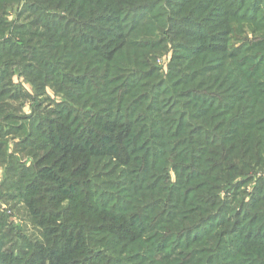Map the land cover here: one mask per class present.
<instances>
[{
	"label": "rangeland",
	"instance_id": "obj_1",
	"mask_svg": "<svg viewBox=\"0 0 264 264\" xmlns=\"http://www.w3.org/2000/svg\"><path fill=\"white\" fill-rule=\"evenodd\" d=\"M115 1L119 10L124 12L121 14L120 25L128 23V31L125 30L124 35L132 46V51L128 49L132 61L127 66L119 65L114 59L104 61L93 57L87 46L81 47L80 43L68 48L63 41H49L50 34L63 27L66 29L65 34H70L69 38H75L77 34L79 38L87 40L92 21H86L84 15H78L83 10L80 0H0V63H5L0 69V264L25 261L32 252L50 244L52 238L49 236L54 231L64 230L68 234L67 229L72 226L83 231V240L88 250V257L78 261V264H144L149 258H152V261L149 259V264H177L170 261V258L178 254V245L175 251L168 252L164 242L161 248L147 252L149 243L158 240L157 235H164L161 228L166 226L172 232L173 225L177 222L176 205L163 209L166 207L165 187L175 184V180L178 186L184 183V188H189L181 206L184 220L188 218L189 206H199L195 210L200 216L210 211L201 209V196H205V204L213 202L210 209L216 201L227 202L224 203L227 204L228 211L224 214L227 218L223 221L226 223L217 224V228L224 224L226 226L233 220L230 216L232 210L237 209L236 215H239L243 206L248 204V210H251L247 213L250 215L257 207L251 208L249 204L256 201L264 203V119L254 125L251 124L254 120L248 119L241 126L247 130L254 128L258 144L250 143L247 149L243 147L239 151L238 146L250 137L245 136L241 142L237 138V122L229 123L227 114L234 106H226L227 110L219 115H215V110H209L210 108L202 109V114H199L195 108L204 107L203 103H195L192 107L193 100H200L205 104L210 101L208 106L212 107L216 104L214 100L218 98L217 95L230 91L224 83L229 84L231 80L225 79L217 66L224 63L225 57L209 61V57L205 60L194 57L193 52L186 54L184 51L188 50V46L196 44L194 38L199 32L207 31V36L213 34L207 42L223 44L225 51L239 55V60L244 54H248L249 57L244 60L254 63L257 56L264 55V1L246 0V6L251 4V8H254L255 2L256 7L252 13L247 10L244 14L246 7L240 11L241 7L231 6V3L226 4L222 0ZM133 25H140L145 29L142 32H132ZM42 43L44 45L40 48L38 44ZM39 50L43 54L41 66L37 64L36 54ZM78 52V60L74 62L66 60L65 56L59 58L62 53L75 56ZM127 53L121 51L117 56L120 60H126ZM219 56L221 53L210 55L211 59ZM49 64V68L42 67ZM260 64V72H264V64ZM245 68L249 66L246 65ZM207 70L211 73H206ZM72 76L79 79L82 86L69 83L67 79ZM208 79L214 81L206 82ZM163 84H167V87L164 88ZM196 84L198 86L192 89L191 86ZM218 84L220 87L216 89ZM109 90L111 91L107 93ZM190 97L193 100H189ZM230 98L225 96L224 101L231 104ZM117 102L115 110L112 105ZM220 108L221 105L216 110ZM174 111L176 112L173 113ZM187 114L189 117L183 122H186L185 130L189 131L188 136L191 138V152L186 143L189 138L182 139L181 135L174 133L170 139H165L164 134L154 135V131L150 129V126L158 124L162 132L170 134L173 122H177L175 115H180L179 120H182ZM195 114H199L196 118L208 115L212 122V128L204 133L206 142L201 147L193 143L202 140L203 136L195 134L207 128L192 120ZM157 116L161 119H157ZM68 120L71 121L68 123ZM104 121H128L129 127L136 128L138 137L146 139L142 146L147 147L150 152L159 146L160 141L165 142L162 149L164 151L158 156L161 161L157 159L150 163L145 174L149 184L155 179L148 189H154L159 183L161 193L164 192L162 199L157 201L159 211L156 209L147 214L139 209V203H133V198L127 195L112 207L111 200L116 191L121 187H128L131 176L141 172H136L134 164L138 154L135 151L121 160L123 164L131 157L132 167L115 165L117 161L112 157L88 158L80 166L76 161L75 167L79 169V174L73 175L72 172L69 176L77 185L76 199H46L48 196L42 188L46 183L35 177V172L48 160L49 147L41 137L45 135L42 131L52 127L61 132L73 130L71 135L76 140L87 136L95 143L104 134L99 127ZM226 128L230 129L226 132L229 137L223 139V145L229 149L222 154L211 136L213 133L222 136ZM172 144L171 154H175L168 155L166 150ZM180 156H184V160ZM202 158H207L204 166L200 165ZM190 171L192 175L187 180L178 182ZM118 174L120 183L114 180ZM207 175L215 178V181H207ZM136 176L133 175L132 178H141L144 174ZM144 181L145 179L141 180L138 189H133L137 194H140ZM103 183L107 187H102ZM226 185L230 186L231 191L226 190ZM101 188L104 191H100ZM177 189L180 190V187ZM204 191L208 193L201 195ZM121 192L123 191H119V194ZM170 196L176 195L172 192ZM30 200L34 205L44 208L48 217L57 219L56 224L51 225L54 228L52 231L39 225L42 219L31 217L28 207ZM122 200H125L124 203ZM135 212L146 214L143 217L146 225L142 231L131 228L132 222L122 223L120 220L126 216L133 218ZM52 213L54 216H51ZM218 215L219 213L214 214L212 220ZM111 218L114 219L113 224L123 226L118 231L126 230L128 233L120 235L121 239L108 248L105 242L107 238L102 236L105 234V222ZM155 219L157 222L152 224L151 221ZM244 222L245 217L240 222H235L234 226ZM188 223L183 222L184 225ZM113 224H109V227ZM156 229L157 233L153 235ZM196 230L193 232L198 235L201 231ZM240 231L256 236L249 239V243H243L240 264H256L258 260H264V220L261 223L257 221L251 225L245 224ZM129 234L134 236L131 242L141 240L135 243H140L139 247H132V244L120 246L121 241ZM181 237L182 235L178 236ZM226 248L227 246L224 249ZM191 250L194 255L198 254V258L208 256L211 252L198 246H192ZM245 252L248 253L244 254ZM97 258L103 259V262H98ZM105 258L107 262H104ZM136 260L141 263H135ZM189 262L187 260L180 264Z\"/></svg>",
	"mask_w": 264,
	"mask_h": 264
},
{
	"label": "trees",
	"instance_id": "obj_2",
	"mask_svg": "<svg viewBox=\"0 0 264 264\" xmlns=\"http://www.w3.org/2000/svg\"><path fill=\"white\" fill-rule=\"evenodd\" d=\"M226 4H230L231 6L235 5L237 8H240V11L246 7V9L243 11V14L245 11L248 10L249 12H253L254 8L256 7V3L254 2V8H251L252 5L246 6V0H222ZM264 1V0H263ZM80 5L82 7V11L78 15H84V18L86 21H92L91 24H89L88 31H90V34L88 35L87 40L79 38L75 35V38H69L70 34H65V27H63L61 30L58 29L57 32H54L53 34H50L49 41H63L65 45L69 47H74L75 43H80L81 47L82 45L87 46L89 51L93 53V57H98L100 59L106 60H116L117 63L121 66H127L129 65L130 61H132V56L129 53L130 49L132 51V46L129 41H126L124 31H128V23L120 25L119 21L121 20V14L124 13L123 10H119L120 7H118L117 2L115 0H80ZM118 8V9H117ZM237 12L238 13H240ZM232 12V11H230ZM259 12V11H258ZM233 14L236 12H232ZM259 21V20H257ZM81 23L82 20H81ZM256 23V22H255ZM86 25V24H85ZM114 25V26H113ZM132 25H130L131 27ZM129 27V30H130ZM134 31L142 32L143 28L142 26H134ZM72 29V28H71ZM145 29V28H144ZM207 32V31H206ZM206 32H199L195 36V43L193 46H188V50L186 51V54H190L189 52H193L194 57H202L205 60L207 57H209V61L215 60V59H222L224 58V63L221 61L217 66L219 67V71L222 72V75L225 79H230L229 84H225L227 87L230 88V91L226 94H221L220 96L217 95V99L214 100V103L212 107L208 106L211 102H207L205 104L203 101L200 100H193L192 97L189 98V100H193L194 103L197 105L204 104V107H197L195 108L196 111L199 114H202V109L209 110L213 109L215 110V115H219V113L223 112L224 110H227V107H233L231 111L228 112L229 117V123L231 122H237V125L235 128H237V138L238 140H243L245 136L248 135V140L245 141V143L240 144L238 146V150L241 149H247V147L250 145V143L256 142L258 144V136L254 135V128L252 130H247L246 128H242L241 126L243 124H246V121L248 119H253L254 121H251V124L254 125L256 122L264 119V82H262V79H264V72H260L261 64H264V55L257 54V58L255 59V62H251V60H244L248 54H244L243 58L239 60V55L235 56L232 54V52H226L225 49L222 47L223 44H214L211 42H207L206 40H210L209 37L212 35L206 34ZM77 33V32H76ZM40 37V36H39ZM41 38V37H40ZM43 40V39H42ZM23 41V40H22ZM39 41V38H38ZM60 41L58 43H60ZM26 42V41H24ZM46 42H48L46 40ZM45 42V43H46ZM82 43V44H81ZM42 44H38L40 48L43 47ZM221 46V47H220ZM219 47V48H218ZM67 48V47H66ZM252 50L254 48L251 46ZM246 49V48H245ZM114 50V51H113ZM36 54L37 58V64L41 66V61L43 54H41L42 50H39ZM113 51V52H112ZM128 52L127 53V59H121L118 58L117 54L119 52ZM220 54L218 58L211 59L210 55H216ZM207 55V56H206ZM67 57L66 60H72L73 62L77 59L79 56V52L74 55L69 56V54L62 53L59 58ZM188 55H186L187 57ZM254 57V56H252ZM58 58V59H59ZM249 59V58H247ZM263 59V60H261ZM90 60V59H89ZM92 61V60H90ZM94 61V60H93ZM243 63V64H242ZM5 65V63H3ZM3 64L0 63V69L3 67ZM246 65L249 66V68H245ZM51 66L50 64L47 66H42L44 68H49ZM259 68H258V67ZM129 68V67H128ZM36 70V69H35ZM216 71V70H215ZM36 73V72H34ZM206 73H211L208 70ZM115 78V77H114ZM113 78V79H114ZM68 82L80 87L82 84H80L79 79L76 77H69ZM112 80V79H111ZM206 82H211L214 80L208 79L205 80ZM224 79L221 81L223 82ZM130 82V81H129ZM220 84L216 85V89L219 88ZM164 88L167 87V84H163ZM198 84L195 86L192 85L191 88H196ZM111 89H114L111 88ZM215 89V90H216ZM94 91V88L92 92ZM111 90H109L107 93H109ZM224 93V92H223ZM231 97L232 103H226L224 101V97ZM94 99V96L92 97ZM212 100V98H210ZM119 101V99L117 100ZM224 102V103H221ZM118 103L113 104L112 107H115V110L118 107ZM183 104V103H182ZM221 105V108L219 110H216L217 107ZM1 110V109H0ZM65 111V110H63ZM66 112V111H65ZM174 111L173 113H175ZM195 114V117L192 118L194 121L200 122L202 125H204L207 129L205 131H202L201 133H196L195 135H202V140H197L193 144L201 147L204 146V143L206 142V134L207 131L212 128L211 125V117L208 115H202L198 118H196L197 115ZM60 115V114H59ZM191 115H194L191 113ZM180 115H175V119L177 122H173L172 128L170 134H167L166 132H162L160 125L150 126L151 131H154V135H165V139H170L172 134L178 133V136L181 135L182 139L189 138V131L185 130V123L183 121H186L189 117V114H187L184 119L179 120ZM256 117V118H255ZM157 119H161L159 116H157ZM156 119V120H157ZM65 122L67 120L63 118ZM71 120H68V123ZM249 121V120H248ZM126 122H113V121H104L101 124H99V127L102 129L104 134H101L97 139L96 142L93 143L90 139H88L87 136L81 137L79 140H76L72 135L71 131L69 132H61L58 129L50 128L49 130L45 131L43 130L42 133L45 134L44 136H41L45 143L48 144L49 150H48V160L46 164L42 165L36 172L35 177L38 179V181L45 182L46 185L42 186L43 192L46 193L49 199H76L77 197V185L74 182V180L69 177L71 173L73 172V175L79 174L76 166V161L79 162L78 166L81 164L86 163L88 158H101V157H112L115 158L117 163L115 165H120L121 167H132V158L130 157L129 160L123 164H121V160L124 156L130 155L132 151H135L138 156H135L137 158L136 164V172L141 171L139 173H134L133 175L137 177L136 175L144 174L141 178H135L133 179L131 176V180L128 183V187H121L119 188L114 196H112L111 202L112 207L113 205H116V201H121L120 199L123 198L125 195L132 197L133 203H139L141 205V210H144L148 214V212L151 214L153 211H156L159 207L157 206V201L161 200L163 197V193H161L162 187H160V184L157 183L154 189H148L150 184L146 180V175L148 168H150L151 164L154 161H161V158H158L160 155V152H163V145H165V142L160 141L159 146L153 150L149 151L147 147H143L142 144L146 140L142 138V136L139 138L137 133L135 132V127H129V124ZM168 124V123H166ZM257 127V126H256ZM255 127V128H256ZM230 129L226 128V131L222 136L213 133L211 136V140L215 141V145L220 147V150L225 153L229 148H225L224 138H227L229 136H226V132H228ZM245 132V134H243ZM42 135V134H41ZM216 135V136H215ZM232 135V134H231ZM230 135V136H231ZM177 136V137H178ZM143 139V141H142ZM142 141V142H141ZM189 142H191V138L186 142L187 148L189 152L193 151L191 148H189ZM242 142V141H241ZM174 144H172V147L167 149L168 155H174L171 154V150L173 148ZM165 149V148H164ZM245 150H243L244 152ZM257 152H255L256 154ZM136 154V155H137ZM166 154V155H167ZM209 155V152H207ZM182 160H184V156H180ZM222 157V156H221ZM207 158H202L200 161V165L204 166L206 164ZM151 163V164H150ZM138 169V170H137ZM143 170V171H142ZM115 176L116 183H120L119 176ZM192 175V171L188 173V175L185 176L183 180H179L178 182H184ZM148 177H150L148 175ZM206 180L209 182H214L215 178L209 177V175L205 176ZM145 179L143 184H141V192L140 194H137L134 190L138 189V186L141 183V180ZM219 182V181H218ZM184 183L182 186H178L175 180V184H170L166 186L165 188L166 193V199H165V205L166 207L163 209H168V207L176 205L175 213L177 217V222L175 225H173L172 232L169 228L164 226L162 230L163 236L157 235L156 239L151 241L149 245L147 246V252L148 251H154V249L161 248L163 243H166V251L173 252L175 251V247L178 245V248L176 249L178 254H174L172 258H170V261L176 262L177 264L182 263L183 261L190 260L188 264H240V254L241 250L243 249L244 244L243 243H249V239L252 240L256 236L253 234L247 235L246 232H241L240 229L245 224L251 225V223L264 220V203L260 201L252 202L249 204V207H254L256 210H254L253 214L248 215V204L243 206L242 211L239 215H236L237 209L232 210L230 213V216L233 217V220L228 223L226 226L225 224L220 227H216L217 224L222 223L223 221H226V218L224 216L225 211L227 210V202H219L216 201L213 208L211 205L213 202H208L205 204L204 200L205 196H201V209H209L210 211L204 214L203 216H200L198 212L195 210L196 207L199 206H189L188 215L185 220L184 216L181 215V212L183 208V200L185 199V193L189 189L184 188ZM102 187H107L106 184H102ZM180 187V190L177 188ZM161 188V189H160ZM115 189V188H114ZM113 189V190H114ZM134 189V190H133ZM123 191L119 194V191ZM226 190L231 191L230 186L226 185ZM100 191H104L101 190ZM173 192V195L176 196H170V194ZM133 193V194H132ZM193 193V191H192ZM208 191H204L201 195L207 194ZM190 194V193H189ZM188 194V195H189ZM179 195V196H178ZM181 195V196H180ZM140 200V202H139ZM31 202H28V207L30 208V213L32 218L36 219H42L40 226H44V229L47 231H52L51 225L56 224L57 219H53L51 217H48L45 213L44 208L40 206L34 205V202L30 200ZM114 201V202H113ZM123 203L125 200H122ZM147 201V202H143ZM179 201H181L179 203ZM263 201V200H262ZM110 202V203H111ZM237 204V202H235ZM261 204L263 205L261 207ZM149 205L147 208L145 206ZM124 207L123 205H121ZM137 207V206H135ZM137 209V208H135ZM109 210V209H108ZM185 210V211H187ZM171 211V210H170ZM193 211V212H189ZM142 212V215L138 212H135L133 218L129 217H122L120 220L122 223H130L132 222L131 228H135L136 230L142 231L143 227L146 225V223L143 221V217L146 216ZM219 213L217 218L212 220V217L214 214ZM168 214V212L166 213ZM120 215V214H119ZM51 216H54L53 213ZM159 217V216H158ZM245 217V222L240 223L237 226H234L235 222H240L242 218ZM58 218V217H57ZM130 221V222H129ZM157 222V219L152 220L151 223L155 224ZM183 222H189L188 225H184ZM106 228L103 230L105 231V234L102 236V238H107L105 240L106 247H110L111 244L114 245L116 241H119L121 239L122 234H127L128 232L126 230L124 231H118L119 227H121L120 224H113L114 219L111 218L107 220L106 222ZM226 223V222H223ZM109 224H113L112 227H109ZM125 225V224H124ZM123 227V226H122ZM121 227V228H122ZM207 227V228H204ZM223 228V229H222ZM169 229V230H168ZM195 229L201 231L198 235H195L193 232ZM202 229V230H201ZM219 229H222L219 231ZM232 229H235L233 232H231ZM68 230V234H66V231L64 230H56L52 233L50 238L52 240L50 241V244L41 250H37L36 252H32L31 256H29L25 261L19 262L18 264H78V261L83 260L84 258L88 257V250L86 248L87 244L83 240L84 233L82 230L76 229L75 227H70ZM196 230V231H197ZM157 229L154 231L155 235L157 232ZM247 231V230H246ZM179 235H182L181 238H178ZM134 238L133 235L129 234L126 236L120 243V246H124L126 244L135 245L136 247H139V244H135L140 239H136L134 242H131ZM192 246H198L200 249L207 248L211 252H209L208 256H203L198 258V254L194 255L193 250H191ZM225 246H227L226 249ZM103 249L105 247L103 246ZM248 252H245L244 254H247ZM243 254V255H244ZM250 255V254H249ZM152 261V258H149ZM149 259L145 260L144 264H149ZM181 260L180 262L178 260ZM253 259V258H252ZM102 260V261H101ZM97 261L103 262V259L97 258ZM108 260L105 258L104 262H107ZM211 261V262H209ZM261 262H264L262 259L261 261H257L256 264H261ZM135 263H141V261L136 260ZM251 262H248L247 264H250ZM17 264V263H16ZM80 264V263H79ZM114 264V263H109Z\"/></svg>",
	"mask_w": 264,
	"mask_h": 264
}]
</instances>
